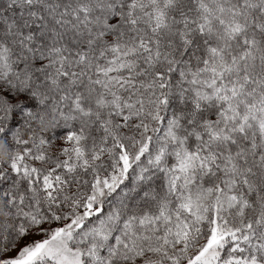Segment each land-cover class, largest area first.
I'll list each match as a JSON object with an SVG mask.
<instances>
[{"label": "snow or ice", "instance_id": "snow-or-ice-1", "mask_svg": "<svg viewBox=\"0 0 264 264\" xmlns=\"http://www.w3.org/2000/svg\"><path fill=\"white\" fill-rule=\"evenodd\" d=\"M0 264H264V0H0Z\"/></svg>", "mask_w": 264, "mask_h": 264}]
</instances>
